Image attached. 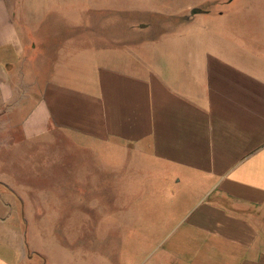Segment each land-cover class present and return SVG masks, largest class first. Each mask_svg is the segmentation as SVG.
<instances>
[{
    "label": "crops",
    "instance_id": "0c3cea01",
    "mask_svg": "<svg viewBox=\"0 0 264 264\" xmlns=\"http://www.w3.org/2000/svg\"><path fill=\"white\" fill-rule=\"evenodd\" d=\"M52 1L0 0V155L57 146L58 135L116 145L125 162L141 165L130 184L149 181L162 193L131 200L132 218L149 224L153 214L163 221L177 212L155 264H264V36L234 39L225 26L196 22L146 40L126 61L119 39L58 37L42 21ZM145 23L119 26L115 16L109 26ZM43 26L48 37L36 32ZM105 44L116 45L113 56ZM0 157L2 184H13L11 162ZM125 167L116 184H128ZM152 228L134 233L140 246H152ZM7 231L16 240L0 264L57 263L46 251L26 252L25 231ZM60 247L66 264L71 245Z\"/></svg>",
    "mask_w": 264,
    "mask_h": 264
},
{
    "label": "rangeland",
    "instance_id": "374dc122",
    "mask_svg": "<svg viewBox=\"0 0 264 264\" xmlns=\"http://www.w3.org/2000/svg\"><path fill=\"white\" fill-rule=\"evenodd\" d=\"M52 4L55 6L51 5L49 12H43L46 17L42 21L57 26L53 31H58V37L102 38L106 43L119 39L117 45L126 61H129V53H136L146 40L172 37L192 28L196 22L214 29L225 26L227 35L234 39L264 36V0H53ZM196 9L202 13L192 15ZM115 16L119 26L146 22L150 27L113 29L109 23ZM82 22L93 28L75 29ZM47 30V26H43L36 32L48 37ZM102 47L113 53L112 56L118 50L116 45ZM113 59L106 58L105 61L114 62L109 61ZM15 80L21 83L20 77ZM4 132L0 125V138ZM56 140L57 146L27 145L16 153L0 155L2 160L11 162L13 183L2 184L0 161V209H6L4 215H0V252L9 250L10 243L16 240L7 230L19 229L25 231L26 252L33 255L35 250L46 251L58 260L56 264H60L58 250L64 245H71V250L67 249L66 264H116L117 259L122 264H134L146 255H149L146 264L164 259L163 235L167 225L174 223L172 216L177 212L171 215V220L163 221L157 220L162 213L153 214L149 224L146 220L132 218L131 200L162 196L149 181L148 184L143 181L145 185L141 189L130 184L133 178L139 179L141 165L125 162L128 155L124 150L116 149V145L81 139L72 143L60 135ZM125 163L128 184H116V169L121 170ZM149 225H153L151 231L156 234L152 237V246H140L137 242L140 238L134 233H145ZM32 262L41 261L35 256ZM61 262L64 264L65 261Z\"/></svg>",
    "mask_w": 264,
    "mask_h": 264
},
{
    "label": "water",
    "instance_id": "95a60500",
    "mask_svg": "<svg viewBox=\"0 0 264 264\" xmlns=\"http://www.w3.org/2000/svg\"><path fill=\"white\" fill-rule=\"evenodd\" d=\"M201 13L202 11L196 9V10H193L192 15L201 14Z\"/></svg>",
    "mask_w": 264,
    "mask_h": 264
}]
</instances>
